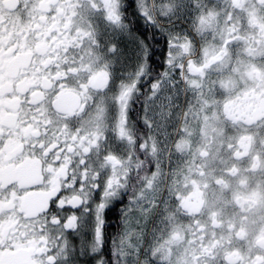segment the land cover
<instances>
[{
    "label": "clouds",
    "instance_id": "obj_1",
    "mask_svg": "<svg viewBox=\"0 0 264 264\" xmlns=\"http://www.w3.org/2000/svg\"><path fill=\"white\" fill-rule=\"evenodd\" d=\"M41 15L23 72L42 87L5 89L0 147L15 143L16 160L38 159L60 186L37 210L0 182V247L30 246L39 264H221L240 225L241 264L264 256V171L227 174L242 137L264 160V0H53ZM22 42L5 35L0 48Z\"/></svg>",
    "mask_w": 264,
    "mask_h": 264
},
{
    "label": "flooded vegetation",
    "instance_id": "obj_2",
    "mask_svg": "<svg viewBox=\"0 0 264 264\" xmlns=\"http://www.w3.org/2000/svg\"><path fill=\"white\" fill-rule=\"evenodd\" d=\"M53 0H0V42H2L5 35L11 39L13 36L23 37L22 43H17V48H24L23 52L17 54L15 49L9 50L0 48V106L4 103H10L15 98L11 92H5L7 88H32V94H36L42 87L41 83L36 82L35 77L23 72L24 65L27 63L26 57L31 55L27 50V35L26 33L33 30L40 31L42 19L41 10L43 5L51 4ZM59 2V0H55ZM69 3L77 5V8H83L85 4L94 3V0H68ZM129 8H133L135 0H128ZM52 15V10L43 14L46 19ZM31 21V23H27ZM60 25L51 24L48 31L51 35H55ZM140 28V25H137ZM141 32L144 30L141 28ZM47 43V39L45 40ZM161 57L164 60V44L156 40L153 45L152 55L150 57L154 71L159 72L157 60ZM195 71H201L197 66ZM254 71H258L255 70ZM16 77H19L17 79ZM77 102V97L74 92L68 90L62 93L60 103L68 109L74 107ZM251 105H246L243 102H236L232 105V110L236 113H243L248 110ZM167 132L164 133L167 136ZM19 151V147L9 142L6 146L0 147V182H12L19 188L23 189L20 197L24 204L32 209H40L47 207L48 200L54 196L59 189V183H54L53 180H47L41 169L38 159H33L26 156L23 159L16 160L15 156ZM251 156V159L249 157ZM234 161L233 167L227 170V174L233 176H246L248 171L261 172L264 171V160H262L261 153L257 150L253 153L252 145L246 142V138H241L237 143L235 151L232 154ZM218 183L223 182L218 180ZM245 180L241 179L243 184ZM49 185L46 187L45 185ZM78 203V202H77ZM109 220L115 223L117 218L116 208L113 207L108 212ZM77 227V222L73 219L72 228ZM233 226H229L232 231ZM9 231L5 225H0V245L3 244L6 233ZM261 239H264L262 237ZM246 242V229L240 225L235 226L233 235L224 240L222 245H227L231 249L226 251L221 259V264H241L244 257L241 254L239 244ZM216 243L221 244L219 240ZM237 243L236 247H231ZM38 253L30 246L24 244H17L14 248L0 247V264H39L36 256ZM215 259V253L211 256ZM255 264H264V256L257 253L253 258Z\"/></svg>",
    "mask_w": 264,
    "mask_h": 264
},
{
    "label": "trees",
    "instance_id": "obj_3",
    "mask_svg": "<svg viewBox=\"0 0 264 264\" xmlns=\"http://www.w3.org/2000/svg\"><path fill=\"white\" fill-rule=\"evenodd\" d=\"M159 42L161 43L162 41L159 40ZM157 64L158 70L159 72H161L163 70V59L161 57H158Z\"/></svg>",
    "mask_w": 264,
    "mask_h": 264
},
{
    "label": "rangeland",
    "instance_id": "obj_4",
    "mask_svg": "<svg viewBox=\"0 0 264 264\" xmlns=\"http://www.w3.org/2000/svg\"><path fill=\"white\" fill-rule=\"evenodd\" d=\"M169 87L172 89H176V87H177L176 81L175 80L171 81L169 84ZM180 94H181V96H183V92H181Z\"/></svg>",
    "mask_w": 264,
    "mask_h": 264
}]
</instances>
